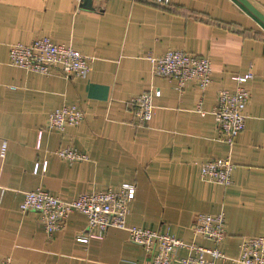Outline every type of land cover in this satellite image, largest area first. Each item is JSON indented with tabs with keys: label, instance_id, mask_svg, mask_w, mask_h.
I'll list each match as a JSON object with an SVG mask.
<instances>
[{
	"label": "crops",
	"instance_id": "crops-1",
	"mask_svg": "<svg viewBox=\"0 0 264 264\" xmlns=\"http://www.w3.org/2000/svg\"><path fill=\"white\" fill-rule=\"evenodd\" d=\"M248 1L264 15V0ZM38 37L92 57L87 76L40 75L8 63L11 44ZM171 49L209 59L205 89L189 81L179 91L175 80L152 75L147 55ZM248 71L245 127L229 147L218 139L211 110L218 91H234L235 78ZM150 89L160 91L153 115L145 126L134 125L127 101ZM62 105H77L82 121L48 130V113ZM2 141L0 262L144 264L147 253L126 230L109 228L101 239L81 243L76 236L88 231L81 213L48 235L36 212L19 210L27 190L71 200L121 183L136 187L127 225L210 247L211 241L193 236L191 224L199 213L223 212L226 234L217 247L236 257L243 237L264 236V23L238 0H169L166 6L152 0H0ZM66 146L86 159L55 154ZM226 156L234 164L230 184L200 177V162Z\"/></svg>",
	"mask_w": 264,
	"mask_h": 264
},
{
	"label": "built area",
	"instance_id": "built-area-1",
	"mask_svg": "<svg viewBox=\"0 0 264 264\" xmlns=\"http://www.w3.org/2000/svg\"><path fill=\"white\" fill-rule=\"evenodd\" d=\"M152 1L164 6L169 2ZM146 58L150 62L152 75L175 80L179 91L189 81L195 82L200 89H205L211 81L212 70L207 57L171 49L162 55L149 54ZM91 61L92 57L70 45L55 43L49 37H38L27 44L13 43L8 50V63L11 66L40 75L83 78L90 71ZM251 77L250 71L238 75L234 91L219 90L216 104L211 110L218 139L229 147H232L237 135L245 127L250 92L244 83ZM159 94L160 91L150 89L129 98L127 105L133 114L134 125L145 126L149 122L155 109L153 97ZM197 110L200 114H205L200 105ZM83 117L84 113L77 105H62L48 113L46 128L61 132L68 125H78ZM6 147V141H2L1 157L5 155ZM55 154L71 162L85 160L87 157L71 146L58 149ZM45 167L44 162L42 169L45 170ZM199 168L200 177L205 181L224 186L231 183L234 164L229 156L208 158L200 162ZM135 191L134 184L121 183L117 188L81 192L71 200H64L36 188L23 192L19 210L22 213L36 212L48 235L64 229L72 213H81L85 216L88 227L85 234L76 236V241L81 243H87L91 238L101 239L109 228L126 230L129 240L143 247L147 253L148 259L144 264H215L218 260H230L237 264H264L263 235L243 237L236 257L228 256L217 247L226 234L223 212L214 215L199 213L191 224L193 236L211 241L214 246L210 247L198 245L194 241L186 242L167 232L127 225L126 218ZM179 249H184L187 253L179 256ZM0 264H10V259L5 258Z\"/></svg>",
	"mask_w": 264,
	"mask_h": 264
},
{
	"label": "water",
	"instance_id": "water-1",
	"mask_svg": "<svg viewBox=\"0 0 264 264\" xmlns=\"http://www.w3.org/2000/svg\"><path fill=\"white\" fill-rule=\"evenodd\" d=\"M250 13L264 23V15L257 10L248 0H238Z\"/></svg>",
	"mask_w": 264,
	"mask_h": 264
}]
</instances>
